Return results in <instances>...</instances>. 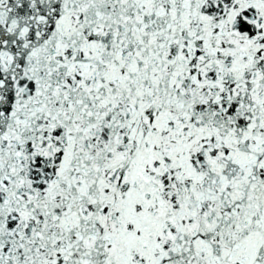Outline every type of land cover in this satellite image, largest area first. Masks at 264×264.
<instances>
[{
	"label": "snow or ice",
	"instance_id": "obj_1",
	"mask_svg": "<svg viewBox=\"0 0 264 264\" xmlns=\"http://www.w3.org/2000/svg\"><path fill=\"white\" fill-rule=\"evenodd\" d=\"M0 264H264V0H0Z\"/></svg>",
	"mask_w": 264,
	"mask_h": 264
}]
</instances>
